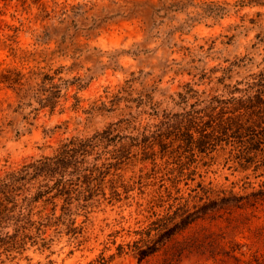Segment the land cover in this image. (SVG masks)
<instances>
[{
  "label": "clouds",
  "instance_id": "9594fccd",
  "mask_svg": "<svg viewBox=\"0 0 264 264\" xmlns=\"http://www.w3.org/2000/svg\"><path fill=\"white\" fill-rule=\"evenodd\" d=\"M0 100V264H264V0H0Z\"/></svg>",
  "mask_w": 264,
  "mask_h": 264
},
{
  "label": "rangeland",
  "instance_id": "374dc122",
  "mask_svg": "<svg viewBox=\"0 0 264 264\" xmlns=\"http://www.w3.org/2000/svg\"><path fill=\"white\" fill-rule=\"evenodd\" d=\"M75 14L76 13L74 12V15ZM5 15L8 16L9 19H11V16H9L7 13H5ZM117 15H120V13L118 12ZM108 19H111V18H108ZM137 28H138L137 10L133 9V10L128 11L127 16H121V19L119 21L111 23L109 32L103 38L98 37V40L100 43H102L105 46L115 44V43L124 44L128 42L129 39L134 38L138 34ZM47 40H48V32L44 31L39 37V42L46 43ZM58 74H59V69L55 70L51 76L55 77ZM45 75H48V74H45ZM0 103H3V101L0 100ZM9 107L11 106L9 105ZM170 240L171 239L163 240L160 246L162 247L168 244Z\"/></svg>",
  "mask_w": 264,
  "mask_h": 264
},
{
  "label": "trees",
  "instance_id": "16d2710c",
  "mask_svg": "<svg viewBox=\"0 0 264 264\" xmlns=\"http://www.w3.org/2000/svg\"><path fill=\"white\" fill-rule=\"evenodd\" d=\"M53 78H55V77L54 76H51L50 77L49 75H45L44 81H50ZM221 111H223V110H221ZM225 115H227V114H225ZM216 116L219 117L220 116V113H216ZM229 119H230V117H229ZM213 122H214V119L212 121H209V120H205L204 121V124L206 126L205 129H204V131H205V134L206 135L207 134H210V133L207 132V126L210 125ZM225 134H227V133H225ZM42 198H43V194H40L37 198H34V199L36 200V202H39V199H42ZM175 226L176 225H169L168 228H167V230L165 232H162L161 235H166L167 231H171V229L174 228ZM169 239H171V238H169Z\"/></svg>",
  "mask_w": 264,
  "mask_h": 264
}]
</instances>
